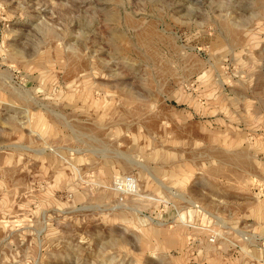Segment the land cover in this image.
<instances>
[{
	"label": "rangeland",
	"instance_id": "374dc122",
	"mask_svg": "<svg viewBox=\"0 0 264 264\" xmlns=\"http://www.w3.org/2000/svg\"><path fill=\"white\" fill-rule=\"evenodd\" d=\"M0 264H264V0H0Z\"/></svg>",
	"mask_w": 264,
	"mask_h": 264
},
{
	"label": "built area",
	"instance_id": "2783aa9c",
	"mask_svg": "<svg viewBox=\"0 0 264 264\" xmlns=\"http://www.w3.org/2000/svg\"><path fill=\"white\" fill-rule=\"evenodd\" d=\"M135 181L134 180H127V185H126V187H127V190L128 191H133L134 190V186H135Z\"/></svg>",
	"mask_w": 264,
	"mask_h": 264
},
{
	"label": "bare ground",
	"instance_id": "6f19581e",
	"mask_svg": "<svg viewBox=\"0 0 264 264\" xmlns=\"http://www.w3.org/2000/svg\"><path fill=\"white\" fill-rule=\"evenodd\" d=\"M233 160V159H232Z\"/></svg>",
	"mask_w": 264,
	"mask_h": 264
}]
</instances>
